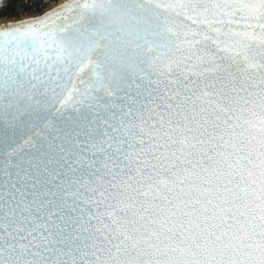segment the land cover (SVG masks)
Listing matches in <instances>:
<instances>
[{
    "label": "snow or ice",
    "instance_id": "obj_1",
    "mask_svg": "<svg viewBox=\"0 0 264 264\" xmlns=\"http://www.w3.org/2000/svg\"><path fill=\"white\" fill-rule=\"evenodd\" d=\"M45 2L0 18V264H264V0Z\"/></svg>",
    "mask_w": 264,
    "mask_h": 264
},
{
    "label": "trees",
    "instance_id": "obj_2",
    "mask_svg": "<svg viewBox=\"0 0 264 264\" xmlns=\"http://www.w3.org/2000/svg\"><path fill=\"white\" fill-rule=\"evenodd\" d=\"M36 5L40 7L37 9ZM47 6L45 0H0V18L14 20L22 16L37 15Z\"/></svg>",
    "mask_w": 264,
    "mask_h": 264
},
{
    "label": "rangeland",
    "instance_id": "obj_3",
    "mask_svg": "<svg viewBox=\"0 0 264 264\" xmlns=\"http://www.w3.org/2000/svg\"><path fill=\"white\" fill-rule=\"evenodd\" d=\"M48 8V7H47ZM47 8H46V10H47ZM45 10V11H46ZM29 17H31V16H22V17H20L19 19H25V18H29ZM0 22H3V20H0Z\"/></svg>",
    "mask_w": 264,
    "mask_h": 264
}]
</instances>
